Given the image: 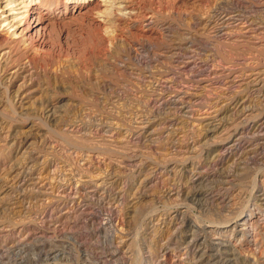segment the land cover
I'll use <instances>...</instances> for the list:
<instances>
[{
	"label": "bare ground",
	"instance_id": "obj_1",
	"mask_svg": "<svg viewBox=\"0 0 264 264\" xmlns=\"http://www.w3.org/2000/svg\"><path fill=\"white\" fill-rule=\"evenodd\" d=\"M248 1L252 2V7L242 5L240 0H219L218 6L216 5L215 10L213 8L214 11L210 12V14L213 12L212 15L203 20L196 19L198 37L201 38L199 39L196 36L190 37L186 28L174 26L172 20H167L170 19L167 16L166 20H163L166 17L162 18L160 26V19L157 20L159 17L156 18L153 9H146L141 3L146 1L141 0H0V93L10 97L8 100L11 101L10 104L14 109L20 110L21 113L30 112L33 108V104L30 103L31 93L35 92L32 89L38 77L43 76V79L45 77L48 88L60 90L64 89L66 79L75 81L74 76H82L83 73L92 74L95 68L101 66L99 72L103 75L107 70L110 71L114 77H117V83H113L114 81L112 83L115 85L109 83L103 90L106 91L103 95L97 94L99 96L97 100L118 109L112 117L100 119L101 123L110 125L116 120L130 125H140V128H136L143 132H138L143 140H150L156 136L154 132L147 131L153 125H170L175 129V126L186 122V115L191 107L206 109L208 113L206 112L205 117L194 120L195 126L197 125L199 129L196 130V138L194 137L193 141L169 143L173 152L172 159L166 166V172L169 176L168 180L173 181V188H168L165 194L180 202L183 198L188 203V205L184 203L187 210L190 209L191 203H196L192 204L195 206L193 208L200 212L217 211L219 216L217 218H220L222 225H225L222 230L228 232L229 228H233L232 232H236V236L241 234L243 238L248 232L249 224L245 211L235 212L228 209L222 214L219 210L227 208L233 196L243 198L242 192L236 193L238 185L236 182L245 174L243 172L250 162L256 166L264 165V108L261 107L264 106L262 105L264 66L251 65L243 59V53L248 51L257 53L264 47V39L260 37L264 35V0ZM254 4H258L256 11H252ZM121 31L125 32L121 34ZM204 38L208 41L209 38H213L215 43H225L230 52L242 56L241 59L239 58L241 62H234L229 56L232 53L215 52L210 42L207 43ZM99 83L101 84V81ZM36 87L38 89L39 85ZM1 88L4 89L3 92ZM75 88L74 90L78 87ZM209 88L216 96L212 99H204V92ZM48 97L46 96L45 99ZM93 98L95 101V97ZM1 104L0 101V106ZM104 104L103 106L107 108ZM46 107L42 114L36 110L41 114L36 119L41 124L68 125L73 129L78 122H84V115L79 116L82 117L79 121L70 119L66 121L64 117L58 119L55 104ZM96 118L95 120L99 121L97 120L99 118ZM32 123L35 124L36 121ZM122 134L116 136L124 137L125 134ZM161 134H164V131ZM213 135L220 137V141H216L217 145L215 144L219 147L218 150L214 148L215 142L205 147L208 142L206 140ZM72 137L77 140L74 138L76 135ZM81 137H85L83 139L85 141L91 139L88 135ZM100 140L103 141V138ZM126 144L123 145L125 149L128 147ZM159 148L162 151L166 150L167 145L161 144ZM200 153L201 157L210 161L204 171L194 160ZM29 162L25 163L27 167ZM19 167L18 175L11 181L13 185L23 186L28 175L25 176L26 172H23L24 169L26 170L25 166ZM248 169L250 170V167ZM145 174V170L139 167L135 181L139 185L138 193L141 192V195L138 194V204L142 203L146 196L143 194L144 190L154 187V185L147 186L150 184L149 179L153 177ZM113 176L115 179L116 175ZM113 176L111 180H114ZM258 176L250 181V197L243 198L247 206L253 201L257 203L259 196L264 197V191H257L260 181L258 178L261 177ZM101 177L88 179L86 184L88 187L89 185L100 187L104 184H100ZM6 180L10 181L6 176L1 178L0 184L6 183ZM121 194L122 189L111 197L114 203ZM133 195L135 201L137 192ZM261 201L264 202V198ZM184 204L181 207H184ZM186 214L187 212L174 207L170 208L165 218L154 215L147 219V229L153 236L155 235L153 241L156 246V249L151 248L153 251L151 250L147 259L150 263L160 264V257L178 250L182 252L188 264H211V258L213 260L215 255H210L206 246L208 235L214 237L222 234L223 231L220 230L219 225L208 229L203 222L196 221L195 224H190V217ZM109 224L108 230L112 233L116 232L117 230L114 231L115 229L111 227V219H105V225ZM109 231L107 232L110 233ZM119 234L116 235L117 239H122L123 234L121 236ZM121 244H125V241ZM223 261V264H251L247 258ZM252 264L257 263L252 262Z\"/></svg>",
	"mask_w": 264,
	"mask_h": 264
},
{
	"label": "rangeland",
	"instance_id": "obj_2",
	"mask_svg": "<svg viewBox=\"0 0 264 264\" xmlns=\"http://www.w3.org/2000/svg\"><path fill=\"white\" fill-rule=\"evenodd\" d=\"M141 1L147 2H141L146 9H153L156 18L159 17L157 20L160 19V26L162 18L167 16L170 19L166 17L163 20H172L174 26L186 28L187 34L193 38L195 36L199 38L198 29L195 25L196 21L212 15L213 12L210 14L211 10L217 7L219 2V0ZM240 2L242 5L252 7V2L248 0H240ZM257 5L254 4L252 11H256ZM123 32L125 31H121V34ZM260 37L264 39V35H260ZM209 39L208 41L204 38L207 43L210 42L209 44H211L210 46L214 48L215 52L232 53L229 48H226L227 45L225 43H215V39ZM262 49L258 51L260 53L257 52L258 54L254 51L243 53V59H246L245 61L247 63L250 62L251 65L261 64V66H264V47ZM233 53L229 56L234 62L240 63L242 56L239 54L234 55ZM99 68L101 70L102 67L99 66ZM99 68H95L92 74L83 73L82 76H74L73 79L75 81L66 79L65 86H63L64 89L60 90L50 87L49 89L45 83V77L44 79L43 76L38 77L36 85H39V88L37 89L35 85L32 89L35 92L31 93L30 102L35 110L32 108L30 112L24 111V114L11 106L8 95L5 93L1 95L0 93V101L2 102L0 106V179L6 176L10 180L0 184V264H155L147 260L151 250L156 249L153 241L155 240V235L153 236L152 232L147 229V219L154 215L165 218L164 216L170 211V208L174 207L187 212L188 217H190V224H195L196 221L203 222L208 229L219 225L220 230L225 226L224 224V226L222 225L220 218H217L219 217L217 216V211L214 210L216 215L209 211L200 212L198 209L193 208L194 205L192 204L196 203H191L190 209L187 210L185 209V204L188 205V203L183 198L181 200L184 202H180L176 198H171L165 194L168 188H173V181L172 179L168 180L169 176L166 172V166L170 163L173 152L169 143L171 141H193L196 138V130L199 129L197 125L195 126L194 120L195 118L205 117L208 113L206 109L202 110L196 106L191 107L186 115L185 124L175 126V129H173L174 126L170 125L151 126L147 131L149 133L154 132L153 134L156 136L150 140H143L139 137L138 132L143 133L138 129L140 125H130L116 120H113L116 122H113L114 124L106 125L103 123V125L100 119L112 117L118 112V109L110 106L113 110L107 104L106 106L103 102H99L97 97L106 92L103 90L109 83L115 85L117 77H114L108 70L102 75L99 72ZM104 75L106 77H110L109 75L113 76L100 78L102 76L105 77ZM100 81L101 84L99 83ZM112 82L116 83L113 84ZM73 87L78 88L74 90ZM2 88L1 92L4 91ZM209 89L204 92V99H212L216 96L212 89ZM46 96L49 97L45 99ZM93 97H95V101ZM51 104L56 106V112L58 113H56V117L58 119L64 117L66 121H79L82 118L79 117L81 115H84L83 117L86 119H83V123L78 122L73 129L68 125L53 123L44 125L39 123L36 119L47 109L46 106ZM103 104L109 108H105ZM262 105H264V102ZM261 107L264 108V106ZM36 110L40 111L41 114ZM113 111L114 113H112ZM95 117L99 118H96L99 121H96ZM34 121H36L35 124L32 123ZM196 123L198 122L196 121ZM163 131L165 135L161 134ZM118 134L125 135L118 138L116 136ZM75 135L76 137L74 138L77 140L72 137ZM82 135H88L91 139L89 138L90 140L85 141L83 140L85 137H81ZM102 138L103 141L100 140ZM219 139L220 137H217V135L209 137L206 140L208 142L205 147H209L215 142L213 144L214 148L218 150L219 147L216 146V141H220ZM125 144L128 146L126 149L124 148ZM161 144L167 145V149L170 150L162 151L159 148ZM165 152L167 156L164 155ZM200 157L201 153L194 160L196 164L198 163L201 170L204 171L208 168L210 161L203 156ZM28 162L30 166L28 165L27 167L25 163ZM109 164L112 166L110 167ZM250 164L248 166L250 170L247 167L243 172L245 174L236 182L238 184L236 193L242 192L244 199L250 197V181L257 175L261 176H258L260 181H258L257 191H264V165L262 167L253 165V163ZM19 166L26 167L23 172H26L25 176H28L23 186H16V184L14 186L11 180L18 175L19 171L17 169L20 168ZM136 166L144 169L149 177H153V179H149L150 184L147 186L151 187L154 185V187L144 190L143 194L146 196L142 203L139 204L138 196L141 195V192L138 193L139 185L135 182L138 176V168ZM41 175L43 176L42 178ZM113 175H116L115 179ZM97 176H102L103 182L101 181L100 184L104 183V186H100L101 188L97 186L96 188V186L89 185L88 187L86 180L97 178ZM112 176L114 180H111ZM162 184H165L166 187ZM120 189H122V194L114 203L111 197L118 194ZM154 189L159 191H154ZM2 191L3 193H1ZM136 192L137 199L134 201L133 194ZM263 198L259 196L257 203L253 201L252 204L247 206L244 199L233 196L227 208L218 209L222 214L226 213L228 209L235 210V212L244 210L249 222L247 226L248 232L243 238L241 234L236 236V232H232L233 228H229L228 232L223 229L222 234L214 237L208 235L206 246L209 249V254L215 255L216 258H213V260L211 258V264H223L224 259L233 258H247L251 264L252 262L264 264V202L261 201ZM182 203H185L184 207H181L183 206ZM258 204H261V206L259 207ZM108 218L111 219V227L115 229L113 230L119 231H116L118 234L120 233L119 236L123 234L122 239H117V233H112L108 230L107 227L110 224L108 226L105 225V219ZM217 221L220 223H216ZM120 241H125V244L122 245ZM222 258L223 260H221ZM159 260L160 264H188L182 252L180 253L178 250L168 252L164 257H160Z\"/></svg>",
	"mask_w": 264,
	"mask_h": 264
}]
</instances>
